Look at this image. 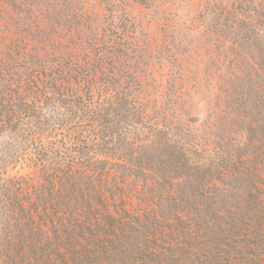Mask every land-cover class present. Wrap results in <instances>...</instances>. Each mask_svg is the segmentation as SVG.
I'll return each instance as SVG.
<instances>
[{
    "label": "trees",
    "instance_id": "1",
    "mask_svg": "<svg viewBox=\"0 0 264 264\" xmlns=\"http://www.w3.org/2000/svg\"><path fill=\"white\" fill-rule=\"evenodd\" d=\"M243 11L206 22L240 107L202 133L145 99L146 40L0 37V264H264V22Z\"/></svg>",
    "mask_w": 264,
    "mask_h": 264
},
{
    "label": "rangeland",
    "instance_id": "2",
    "mask_svg": "<svg viewBox=\"0 0 264 264\" xmlns=\"http://www.w3.org/2000/svg\"><path fill=\"white\" fill-rule=\"evenodd\" d=\"M243 10L255 21L264 22V0H0V37L32 39L48 34L60 45L71 46L99 36L146 40L142 44L147 46L146 54L138 58L144 70L145 99L162 101L167 94L170 104L175 103L173 107H183L197 120L189 127L202 133V121L207 119V125L209 119L235 114L240 107L238 103L225 106L218 97L219 63L211 62L215 45L209 38L220 33H211L206 22H215L218 27L236 15L237 19L244 17ZM173 39L181 43L176 47L170 42ZM157 41L176 49L182 68L170 66L157 55ZM183 91L192 98H176Z\"/></svg>",
    "mask_w": 264,
    "mask_h": 264
}]
</instances>
